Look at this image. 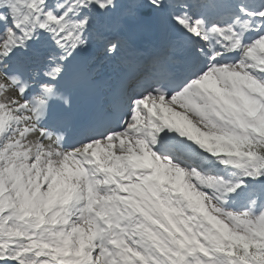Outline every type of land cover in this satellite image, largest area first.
<instances>
[{"label": "snow or ice", "instance_id": "1", "mask_svg": "<svg viewBox=\"0 0 264 264\" xmlns=\"http://www.w3.org/2000/svg\"><path fill=\"white\" fill-rule=\"evenodd\" d=\"M0 264H264V0H0Z\"/></svg>", "mask_w": 264, "mask_h": 264}, {"label": "bare ground", "instance_id": "2", "mask_svg": "<svg viewBox=\"0 0 264 264\" xmlns=\"http://www.w3.org/2000/svg\"><path fill=\"white\" fill-rule=\"evenodd\" d=\"M143 22V21H141ZM146 25V24H145ZM144 25V26H145ZM139 22L136 24H133L130 27H127L130 31L131 34H133L132 38L128 41L122 40V44H125L124 48L120 51L118 54L121 56L122 52H126L127 54H131L132 52L138 53V52H144L147 50L155 36V31L149 28H142ZM149 27V26H148ZM120 35L122 33L120 32ZM147 37L146 41H141L140 39L143 37ZM124 42V43H123ZM146 44V45H144ZM102 49V44H97L92 50L89 51L88 55L92 56L94 55L96 58L97 62H100L101 68L98 70L97 74L95 77L98 79L100 71H104L110 75H114V70L118 67L121 66L119 57H113L109 58L107 56H104L102 53H100V50ZM99 80V79H98ZM109 83V82H108Z\"/></svg>", "mask_w": 264, "mask_h": 264}, {"label": "rangeland", "instance_id": "3", "mask_svg": "<svg viewBox=\"0 0 264 264\" xmlns=\"http://www.w3.org/2000/svg\"><path fill=\"white\" fill-rule=\"evenodd\" d=\"M132 23H136V21H129L127 25H131ZM142 25H145V23L142 22ZM131 26H132V25H131ZM145 26L148 27L149 25L146 24Z\"/></svg>", "mask_w": 264, "mask_h": 264}, {"label": "water", "instance_id": "4", "mask_svg": "<svg viewBox=\"0 0 264 264\" xmlns=\"http://www.w3.org/2000/svg\"><path fill=\"white\" fill-rule=\"evenodd\" d=\"M143 14H147V13L143 12Z\"/></svg>", "mask_w": 264, "mask_h": 264}]
</instances>
